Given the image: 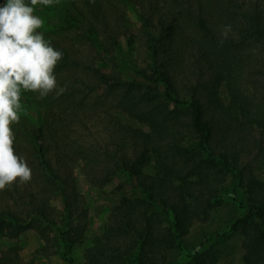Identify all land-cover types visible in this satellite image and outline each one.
<instances>
[{
	"label": "rangeland",
	"instance_id": "rangeland-1",
	"mask_svg": "<svg viewBox=\"0 0 264 264\" xmlns=\"http://www.w3.org/2000/svg\"><path fill=\"white\" fill-rule=\"evenodd\" d=\"M176 1L53 0L49 6H34V15L43 21L37 32L43 33L52 46L67 48L71 58L81 65L68 71L74 77H82L86 85L97 81L84 67H95L114 80L144 85L148 103L152 99L156 106L167 104L172 110L176 105L166 98L167 85L151 84L141 74L154 73L157 68L153 62L158 59L157 65L165 63L171 72L174 96L187 104L181 105L174 115L159 110L155 118L159 124L141 120V107L136 117L130 116L121 103L122 90L107 93L99 90L97 96L94 94L81 107L74 108L66 119L70 124L68 130L58 127L64 137L59 142L60 151L68 158L62 162V168L55 166L64 179L65 194L71 197L70 202H75L68 220L63 190L58 189L56 180L51 182L40 173L33 146L24 134L27 127L32 129L28 117L33 113L27 107L40 96L22 89L20 119L11 125L13 147L26 160L32 178L24 183L16 181L17 187L13 183L0 190V210L8 209L22 222H29L40 209L56 227H34L19 238L0 236V256L2 251L16 249L18 254L12 257L17 264H68L62 254L64 250L74 264H89L87 255L91 246L97 245L99 251L105 245L107 248L108 240L111 264H138L119 256L137 251L138 241L143 243L147 234L146 225L142 218L131 224L126 220L122 223L114 209L125 195L133 197L139 184L148 190L163 185V194L176 190L185 200V239L196 248L181 256L173 254V258L180 257V262H184L202 247L206 264H264L262 234L245 233L241 226L232 228L246 214V207L264 203V41L241 37L238 31L243 24L229 18L222 23L223 18L213 14L207 25L216 40L210 45L207 42L210 37H205L195 22L201 15L197 0ZM234 1L239 6L244 0ZM5 2L2 0L1 5ZM98 8L103 9L105 16L95 21L93 13ZM90 20L99 32L97 46L85 38ZM80 22L88 23L80 29ZM169 25L175 32L169 37L173 39L161 37L163 27ZM227 25L231 30L224 38L222 33ZM149 35L157 39L153 47L149 46ZM227 40L233 44L226 46L227 52L217 54L218 45ZM195 97L204 102L206 120L213 127L210 150L218 159L225 157L241 174L240 180L224 167L210 166L207 159L210 150L203 152L198 147L191 126L192 114L186 108ZM63 105L58 104L57 108ZM57 108L51 116L55 120L61 114ZM129 126L145 133L152 130L150 141L146 140L147 146L143 148L148 153L142 152L143 163L137 174H132L129 168L118 173L113 166L121 157H131L128 162L139 159L136 153L142 150L143 140L120 131L121 127ZM226 133L228 136L224 137ZM119 138L120 152L111 145ZM76 140L79 146H84L83 150L77 151ZM157 141L162 149L155 145ZM141 171L149 178L147 182L137 178ZM157 206L161 213L166 212L164 206ZM253 223L260 224V220L254 219L250 224ZM153 227L157 229V224L153 223ZM61 229L70 232L68 237L64 236L66 241L59 239ZM153 230L151 227L150 231ZM168 254L171 258L172 252Z\"/></svg>",
	"mask_w": 264,
	"mask_h": 264
},
{
	"label": "trees",
	"instance_id": "trees-1",
	"mask_svg": "<svg viewBox=\"0 0 264 264\" xmlns=\"http://www.w3.org/2000/svg\"><path fill=\"white\" fill-rule=\"evenodd\" d=\"M1 1L2 0H0V5ZM174 1L177 2L176 0ZM182 1L187 2L189 0ZM25 3L31 6V0H28V2L25 0ZM197 3V10L201 13V15L196 17L197 21L195 22L199 25L200 30L205 32L206 35L204 36L210 37V40L207 41L210 45L216 40L214 31L207 25V21L208 23L210 22L209 18L212 17L213 14H219L220 17L223 18L221 20L222 23H225V18H229L231 21H238L237 23H239V25L243 24V27H241L240 31H238L241 32V37H248V39H255V41H264V0H244L242 5L239 6L236 5L234 0H197ZM180 5L182 8L183 3L181 2ZM97 11H94L93 13L95 21L105 16L103 9L98 8ZM183 11L185 13H189L187 9H183ZM181 15L185 16V14ZM76 21L79 22L78 20ZM87 23L88 22H80L78 27L81 29L82 27L88 25L85 32L87 37L85 38L93 45L97 46L99 45L100 40V37H97L99 36V32L97 31L98 29L94 24H92V20H90L89 24ZM213 26L214 25H212V27ZM162 33L163 35L161 37L173 39L169 37H173L175 32L173 27L169 25L167 27H163ZM149 38V46L153 47L157 39L152 35H149ZM240 42H242V44L245 43L242 39H240ZM232 44L233 42L227 40L226 42L218 45L216 51L219 49V51H217L219 53L217 54L221 55L222 52H227L226 46H231ZM53 47L63 53L62 60L58 62L55 68V75L57 77V81L60 80L58 81V84L60 86H67V90L60 96H56L55 93H53L44 98L38 97V100H35L33 104L28 105L27 110L33 113L32 116L28 115V119L32 123V129L30 131L27 127L24 134L26 137H29V141L33 146L34 157L37 164L40 165L38 167L40 173L46 178H49L48 180H51V182L56 180L55 184L58 186V189L63 190L61 193L64 194L62 196L65 200V218L71 220V212L75 202H70L71 197L65 194L66 189L64 188V179L55 168L56 165V167L62 168V162L68 158L67 156H63L60 151L59 142H62L64 137L59 134L60 132L58 127L61 126V130L63 131L68 130L70 124L67 123L66 119L70 116L69 113L72 115L75 110L74 108L81 107L89 99H91L94 94L97 96L100 92L99 90H103L104 93H107L109 90H122L120 92L122 93L125 103L122 99L121 103L124 104V110L129 112L130 116L136 117V114H138L136 112H140L141 107V110L143 111L140 113L139 118L154 124H159V122L155 119L156 115L159 114V110L164 109L168 114L170 113L171 115H174V113L178 112L181 105H185L187 103L178 100L174 96V81L171 72L168 67L165 66V63L157 65L158 59L156 62H153L157 68V70H154V73L149 74L146 71H143L142 73L138 71V73H141L151 84L164 83L167 85L166 98L176 105L172 110H169V106L167 104L163 107L156 106L152 99L151 102L148 103L147 93L144 92V85L142 86L136 81L120 82L118 79L114 80L112 76L102 74L101 71L95 67H84L86 72H90V75H92V77H94L97 81L93 85H86L85 82L82 81V77H74L72 76L73 73H70L73 67L79 68L81 65L74 58H71L69 52H67V48L64 46ZM68 68H71L70 71H68ZM143 92L146 94L144 95ZM127 100L129 101V104H127ZM145 102L146 104H144ZM203 103L204 102L201 98L195 97V99H192V102L186 108L190 110L192 114L191 116L193 119L191 121V126L193 128V136H196L197 138L198 147L205 152L210 150L209 145L212 141L213 127L210 125V121L206 120ZM58 104L63 106H59L57 108ZM56 108L61 113L59 120H55L53 119L54 117H51L53 116L52 112L56 111ZM238 122L239 118L237 120V123ZM120 131L121 133L133 134L136 138L142 139V150L139 152L133 151L137 152L136 154L139 159L128 162L131 157H121V161L120 159L117 160L113 166L115 170H119L118 173L126 168H129L134 172H131L132 174H137L138 171L141 170L140 165L143 163L140 159L142 158V152L148 153L143 148L147 146L146 140L150 141V133L152 130L149 133H145L142 129H135L129 126V128L121 127ZM226 136H228L227 133L224 137ZM75 143L79 147L77 151H79L80 148L83 150L84 146H79V141L76 140ZM119 143L120 138L118 142L114 141L111 145L115 146V148L120 152V148L117 146ZM155 145L162 149V146H158V141ZM207 159L210 166L224 167V169L230 170L234 173L235 179L240 180L242 178L241 174L231 167L225 157L219 159L216 158L213 150L209 151ZM114 168H112V171ZM137 178L145 182L149 180V178H147L142 171ZM14 184V187H17L16 182H14ZM104 184L105 182L103 181L101 186L103 187ZM136 188L138 190H135L133 197L128 198L125 195L116 203L114 212L115 214L119 213L122 223L126 220L130 221L131 224L142 218L141 220H143L146 225L145 231H147V234L145 235L143 243L138 241V244L140 245L134 254H128L125 256V253H122V255L118 256L120 258H126L132 263L135 260L138 264H206L207 259L204 258L205 252L202 250V247H200L201 249L199 251L196 250L194 254L189 255L187 258L188 260L184 262H180V257L173 258V254L181 256L182 253L191 252L196 248V246L192 248V246L186 243L184 223L186 218V209L184 208L185 200L183 197L177 194L176 190H170L168 193L163 194V185H160L158 188L148 187V190L138 184ZM158 204L164 206L166 209L165 213H161V210L157 206ZM254 219L260 220V224H250V222L252 223ZM153 223L157 224V229L153 227ZM163 224L167 225L164 229L161 227ZM249 224L251 227L248 226ZM238 226H241L244 232L254 231L256 233H261L264 237V203H252V205L246 207V214L232 225L233 230L237 229ZM34 227L54 228L56 226L53 222L48 221L45 213L40 211V209L39 213L35 214L29 222H22L8 209L0 210V236L19 238L20 235L24 234L28 229ZM151 227L154 229L153 231H150ZM69 233L70 232H68V230L66 232V230L61 229L59 235L61 238L59 239H64V236L68 237ZM106 241L109 244L111 243V241ZM108 243L107 248L105 245L99 251H96L97 245L91 246L87 255L89 261L91 262H89V264H111L110 246ZM163 245L167 246L164 250L156 248ZM148 247L151 248L149 250V253H151L150 255H148ZM2 252L3 253L0 256V264H17L15 263V259L12 257L14 254H18L16 249ZM121 252L122 251H120L119 254H121ZM169 252H172L171 258L168 257L170 256V254H168ZM62 254L68 261V264L75 263L73 259L68 257V252L63 250Z\"/></svg>",
	"mask_w": 264,
	"mask_h": 264
},
{
	"label": "clouds",
	"instance_id": "clouds-1",
	"mask_svg": "<svg viewBox=\"0 0 264 264\" xmlns=\"http://www.w3.org/2000/svg\"><path fill=\"white\" fill-rule=\"evenodd\" d=\"M52 3L31 0L29 6L25 0H6L0 5V190L32 178L26 160L13 147L11 125L20 119L21 90L38 93L41 98L53 93L60 96L67 90L55 75L63 53L37 32L43 21L34 15V6ZM230 30V25L224 26V38Z\"/></svg>",
	"mask_w": 264,
	"mask_h": 264
}]
</instances>
